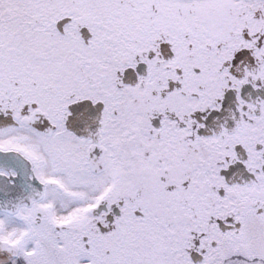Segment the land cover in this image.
<instances>
[{
	"label": "snow or ice",
	"instance_id": "obj_1",
	"mask_svg": "<svg viewBox=\"0 0 264 264\" xmlns=\"http://www.w3.org/2000/svg\"><path fill=\"white\" fill-rule=\"evenodd\" d=\"M0 264H264V0H0Z\"/></svg>",
	"mask_w": 264,
	"mask_h": 264
}]
</instances>
